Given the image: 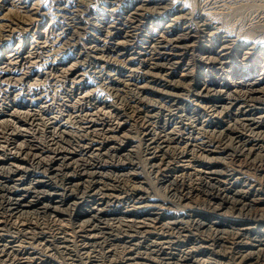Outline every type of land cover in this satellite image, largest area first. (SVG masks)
Wrapping results in <instances>:
<instances>
[{
  "label": "bare ground",
  "instance_id": "1",
  "mask_svg": "<svg viewBox=\"0 0 264 264\" xmlns=\"http://www.w3.org/2000/svg\"><path fill=\"white\" fill-rule=\"evenodd\" d=\"M39 1L0 0V264H264V46L220 30L242 0H96L90 21L52 0L45 27ZM84 24L107 63L76 60ZM141 167L150 187L89 184Z\"/></svg>",
  "mask_w": 264,
  "mask_h": 264
},
{
  "label": "rangeland",
  "instance_id": "2",
  "mask_svg": "<svg viewBox=\"0 0 264 264\" xmlns=\"http://www.w3.org/2000/svg\"><path fill=\"white\" fill-rule=\"evenodd\" d=\"M37 1H39V0H37ZM41 1V2H40ZM39 2L43 5L42 7H43V9H42V12H43V10H44V12L46 13V18H45V23H44V26L43 27H45L46 25H48L49 24V21H50V17L53 15V9H52V7H54L55 5H52V3H53V1L52 0H48V1H44V0H40ZM83 1V4H82V10L84 11V12H86V14L87 13H91V12H94L93 10H102V8H106V5H105V3H100V1L98 2V1H96V0H82ZM81 1V2H82ZM244 3H243V2ZM240 3H243V4H240V3H238V4H236V6H235V8H234V10L232 9V10H229V11H231V13H229L228 11H226V15L224 14L223 15V17H222V20H223V23H224V27L222 28V29H220V30H223L222 32H225V31H232L231 33L232 34H234L235 35V37L234 38H237L238 37V40L240 39V37H242L240 40H239V43H243L244 41H247V43H251V42H256V43H258L259 42V44L261 45V46H264V44H262V43H264V27H263V25L264 24H262V23H264V20L263 19H261V18H257V15H256V13H258L259 11H264L263 9H264V7H263V4H264V0H258L257 2L255 1V0H246V1H244V0H242ZM249 1H251V2H253V3H250ZM263 1V2H262ZM44 2V3H43ZM46 3V4H45ZM47 3H49V4H47ZM50 3H51V6H50ZM248 3H250V4H248ZM240 4V5H239ZM245 4V5H244ZM262 4V5H261ZM98 5V6H97ZM239 5V6H238ZM243 5V6H242ZM47 6V7H46ZM93 8H91V7ZM94 6H95V8H94ZM238 6V7H237ZM262 6V7H261ZM84 7V8H83ZM98 7H99V9H98ZM45 8H47L48 10H50V11H47V9H45ZM85 8H86V10H85ZM89 8V9H88ZM263 8V9H262ZM46 10V11H45ZM52 10V11H51ZM88 11V12H87ZM89 13V16H86L85 18H84V20H88V21H90L89 19L91 18V16H92V14H90ZM52 14V15H51ZM252 16H255V17H252ZM49 17V18H48ZM100 17H103L102 15H100ZM15 18H17V17H15ZM256 19V20H255ZM48 20V21H47ZM253 20L255 21V22H253ZM258 20V21H257ZM260 21V22H259ZM248 22H249V24H248ZM253 24H252V23ZM258 22H259V25H258ZM17 23H19V22H17ZM48 23V24H47ZM257 23V24H256ZM252 24V25H251ZM255 24V25H254ZM262 24V25H261ZM22 25V26H21ZM88 26V24H84V27H85V29H87L86 31H88L89 30V32H86V31H84L81 35H80V39L78 40V37H77V40L76 39H74V33H72L71 34V32L70 33H68L67 34V38L66 39H69V40H71L72 41V39L75 41V42H73L72 41V43L73 44H75L76 46H78V48L77 49H75L74 50V52H73V54L75 55V56H79V52H81L82 50H84V49H88V50H92L93 49V51H90V54H89V56H88V59H87V57L85 58V60H84V58L82 57V58H77L76 60H81V62L82 63H87V65L88 64H90V65H94V59L95 58H101L102 57V60H105L106 61V63H107V57L106 56H102V54L101 53H98V52H96L97 50H96V48L98 49V48H100L101 46H103V45H101V44H98L97 42H95V41H93V39H94V37H97V35L96 34H98V36H101V34L98 32V30L96 31V29H95V27L96 26H94V27H92V26H90V28L88 29L87 28V26ZM248 25V26H247ZM256 25H258V26H256ZM19 26H21L22 27V30L21 31H23V32H21V34H25L26 35V32H24V30L26 29V27L27 26H25L24 24H23V22L21 21V23H20V25ZM98 26H102V24H100V25H98ZM252 26V27H251ZM253 26H255V27H253ZM229 27V28H228ZM104 27H102V29H103ZM227 28V29H226ZM253 28H254V30H253ZM257 29H258V31H257ZM59 30V29H58ZM112 29H108V32H112L111 31ZM235 30V31H234ZM260 30V31H259ZM83 31V30H82ZM96 31V32H95ZM32 33V32H31ZM227 33V32H226ZM85 34V35H84ZM89 34V35H88ZM94 34V35H93ZM238 34V35H237ZM24 35V36H25ZM84 35V36H83ZM240 35V36H239ZM242 35V36H241ZM259 35V36H258ZM16 36V35H15ZM24 36L23 37H21L20 39H23L24 38ZM82 37V38H81ZM89 37V38H88ZM259 37H261V38H263L262 40H261V38H259ZM72 38V39H71ZM87 38V39H86ZM244 38V39H243ZM65 39V40H66ZM246 39H248V40H246ZM250 39H251V41H250ZM261 41H260V40ZM243 40V41H242ZM252 40H254V41H252ZM67 41V40H66ZM78 42V43H77ZM262 42V43H261ZM63 45V44H62ZM83 47V48H82ZM95 48V49H94ZM82 49V50H81ZM78 51V52H77ZM71 56H73V55H71ZM91 57V58H90ZM95 57V58H94ZM55 60V59H54ZM90 61V62H87V61ZM111 61V60H110ZM113 62V61H112ZM109 63V62H108ZM111 63V62H110ZM87 69H90V67L89 68H87ZM93 80H94V88L95 87H98V86H101V87H98V89L97 88H95V89H97L98 91H99V94L97 93V95L96 96H100V98H102V99H115V98H113L114 97V90L116 89V87L115 86H112V85H110V87H109V84H103V82H101L99 79H95V78H93ZM96 80H98V81H96ZM100 81V82H99ZM95 83H97V84H95ZM100 83H101V85H100ZM97 85V86H96ZM104 86V87H103ZM109 87V88H107V87ZM106 87V90H103V88H105ZM101 89V90H100ZM109 89H112V90H109ZM108 91V93H109V91H111V93H106ZM106 95H104V94ZM111 94H113V95H111ZM132 94V93H131ZM144 95H149V94H144ZM111 96V97H110ZM152 96H154V94H152ZM197 133H193V135L191 134V135H189V134H186L184 137H185V140H188L189 139V142H191L192 141V143H195L196 142V144H197V146H196V148L197 149H199L200 148V150H202L203 149V145H202V140L200 139V136H198V134L196 135ZM213 155V159L215 160V161H218V162H221V163H225L226 162V160H227V156L225 155V153H223L221 150H216L213 154H211V156ZM136 173L137 174H139L138 176H136V177H133V176H127V175H123V176H120V177H110V178H101V179H98V178H96V179H93V181H92V183L90 182L89 184H91V185H93L92 186V189H94V192H97V196H99V197H103V198H105V199H113V198H116L121 192H122V190H125V189H134V188H136V187H138V186H144V187H150L149 186V184H148V181H147V178H146V176H145V174L143 173V170H142V167H141V169H139V168H137L136 169ZM116 178V179H115ZM120 178V179H119ZM162 184V185H161ZM160 184V182L159 183H157L156 184V187L158 188V189H160L161 190V193H163V192H165L161 187L163 186V183H161ZM167 184V183H166ZM125 188V189H124ZM100 191V192H99ZM121 191V192H120ZM164 195H167L168 197H170V198H173V199H177L178 197H177V194H175V193H164ZM230 209H229V208ZM250 206H247V207H242V209H234V208H232L233 210H231V206H227V207H224L223 208V210H222V214H221V216H222V218H226L227 220H228V223H226L227 225H229L231 222H234L235 220H237L238 218V220H240L242 217H241V215H240V212H238V211H240V210H242L243 212L245 211L246 212V210L248 211L250 208H249ZM226 208H228V209H226ZM246 208V209H245ZM263 215V216H262ZM262 215H260L259 217H257V218H264V214H262ZM238 216V217H237ZM213 217V219H218V218H215V216H212ZM237 217V218H236ZM241 217V218H240ZM235 218V219H234ZM212 219V220H213ZM233 220V221H232ZM231 225H232V223H231ZM230 225V226H231ZM242 227V226H241ZM243 227H247V226H243ZM248 227H251V226H248ZM252 227H254L255 229H257V225L256 224H252ZM224 228H225V226H224ZM228 229V227L226 228V230ZM224 230V229H223ZM220 231V230H219ZM59 260H60V258H58ZM218 260H219V258H218ZM219 263L221 264H223L224 262L222 261V259H220V261H219Z\"/></svg>",
  "mask_w": 264,
  "mask_h": 264
}]
</instances>
